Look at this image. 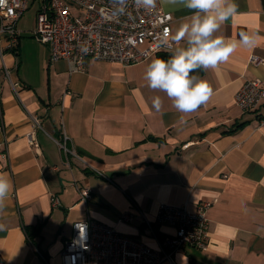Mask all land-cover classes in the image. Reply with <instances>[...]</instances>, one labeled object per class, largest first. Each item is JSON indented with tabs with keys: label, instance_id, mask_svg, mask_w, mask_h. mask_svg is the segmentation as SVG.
Wrapping results in <instances>:
<instances>
[{
	"label": "crops",
	"instance_id": "crops-1",
	"mask_svg": "<svg viewBox=\"0 0 264 264\" xmlns=\"http://www.w3.org/2000/svg\"><path fill=\"white\" fill-rule=\"evenodd\" d=\"M235 3L239 14L214 35L235 41L246 32L261 39L252 48H237L218 71L202 69L213 93L190 114L147 87L146 68L160 53L127 66L87 58L84 70L72 74L66 62H52L49 46L33 36L36 20L30 31L19 29L23 18L17 23V50L5 52L4 59L19 93L0 57V174L12 185L0 214V264H62L74 224L89 217L157 250L158 240L175 233L155 224L160 205L196 211L202 203H211L208 248L183 249L174 264H264V111L256 118L235 104L247 80L264 79V0ZM160 5L174 18L172 36L190 22L192 12L183 6ZM25 34L32 41L24 43ZM170 42L166 54L187 47L186 40ZM33 46L37 53L26 51ZM31 57L42 73L38 80L23 72ZM252 57L262 63L253 64ZM156 96L159 111L152 108ZM34 119L42 128L38 146L31 147L27 135ZM63 125L71 137L68 148L112 182L60 149ZM75 183L91 191L87 203ZM141 214L154 223L155 233ZM125 215L131 220H122ZM37 225L38 233L29 229Z\"/></svg>",
	"mask_w": 264,
	"mask_h": 264
},
{
	"label": "built area",
	"instance_id": "built-area-1",
	"mask_svg": "<svg viewBox=\"0 0 264 264\" xmlns=\"http://www.w3.org/2000/svg\"><path fill=\"white\" fill-rule=\"evenodd\" d=\"M31 1L5 0L0 4V57L5 77L16 93L22 88L13 80L4 53L17 50V23L28 11ZM113 7L111 0H40L33 36L49 46L52 62H66L72 74L84 70V60L87 58L127 66L146 61L154 54L172 52L170 38L174 18L162 8L159 0L156 10L151 12L137 8L133 0H128L123 15H116ZM165 29L169 31L167 44L163 42ZM251 62L260 64L262 60L252 57ZM235 104L244 113L258 118L257 114L264 111V79L247 80L236 94ZM261 124L264 125V114ZM40 128V123L34 119L33 130L27 135L31 147L38 146L36 133ZM61 134L62 139L57 143L68 157L73 156L86 169L112 182L86 157L68 148L71 137L64 125ZM74 186L87 203L91 191L76 183ZM52 205L54 208L61 206L56 196L52 199ZM210 207L211 203H202L196 211H191L186 205L161 204L155 224L169 225L175 229V233L158 240L157 250L90 217L78 221L73 226L72 237L65 241L61 252L62 264H174L173 256L183 249L207 250V212ZM141 216L151 232L155 233L154 223L143 214ZM122 220H131V216L125 215Z\"/></svg>",
	"mask_w": 264,
	"mask_h": 264
},
{
	"label": "clouds",
	"instance_id": "clouds-1",
	"mask_svg": "<svg viewBox=\"0 0 264 264\" xmlns=\"http://www.w3.org/2000/svg\"><path fill=\"white\" fill-rule=\"evenodd\" d=\"M114 13L123 15L128 7V0H111ZM137 8L155 11L157 0H133ZM163 5H181L192 12L189 23H182L176 34L171 37L175 43L186 40V48H177L170 59L156 58L147 66L144 79L147 87L160 91L172 101L173 107L182 113L197 111L211 97L213 90L206 80L194 75L203 69L219 70V65L226 62L239 47L252 48L261 39L256 34H239V39L226 41L215 36L221 26L238 15L235 0H160ZM5 0H0V4ZM169 31L165 29L163 42L167 44ZM139 91V90H137ZM162 101L153 97L152 108L159 111ZM183 122V117L181 118ZM12 185L5 175L0 174V214L4 213L6 200ZM217 196V193H209ZM4 225L0 224V230Z\"/></svg>",
	"mask_w": 264,
	"mask_h": 264
},
{
	"label": "rangeland",
	"instance_id": "rangeland-1",
	"mask_svg": "<svg viewBox=\"0 0 264 264\" xmlns=\"http://www.w3.org/2000/svg\"><path fill=\"white\" fill-rule=\"evenodd\" d=\"M30 4L29 10L25 13V16L23 17V20L21 21L19 25V29L21 30H32L33 27H35V20L37 16V12L39 10L40 4L38 0H35V3ZM23 42L26 43L25 41H32L30 36L28 34H25L22 38ZM27 52H35L37 53V48L36 47H29L26 49ZM27 56V53L26 55ZM24 57V56H23ZM24 74H27L30 79L32 80H38L42 76V73L39 71L36 63L35 57H31L30 59H27L25 61V66L23 68ZM44 83H45V77L43 76Z\"/></svg>",
	"mask_w": 264,
	"mask_h": 264
},
{
	"label": "trees",
	"instance_id": "trees-1",
	"mask_svg": "<svg viewBox=\"0 0 264 264\" xmlns=\"http://www.w3.org/2000/svg\"><path fill=\"white\" fill-rule=\"evenodd\" d=\"M171 56H172V54L160 53L158 58L170 59ZM193 74L194 75H198L202 79L203 71L201 69V70H199V71H197L196 73H193ZM78 154L81 155L80 153H78ZM81 156H83V155H81ZM29 229H32V230L36 231V233H38L39 232V229H40V226L39 225L32 226ZM28 235H29V238L32 239V233L28 231Z\"/></svg>",
	"mask_w": 264,
	"mask_h": 264
}]
</instances>
